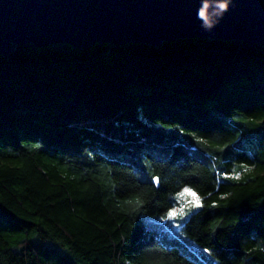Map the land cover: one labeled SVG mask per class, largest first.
Instances as JSON below:
<instances>
[{"label": "trees", "instance_id": "obj_1", "mask_svg": "<svg viewBox=\"0 0 264 264\" xmlns=\"http://www.w3.org/2000/svg\"><path fill=\"white\" fill-rule=\"evenodd\" d=\"M185 188L195 257L160 237ZM0 264H264V46L0 54Z\"/></svg>", "mask_w": 264, "mask_h": 264}, {"label": "water", "instance_id": "obj_2", "mask_svg": "<svg viewBox=\"0 0 264 264\" xmlns=\"http://www.w3.org/2000/svg\"><path fill=\"white\" fill-rule=\"evenodd\" d=\"M192 36L264 46V0H0V54L22 43L158 46Z\"/></svg>", "mask_w": 264, "mask_h": 264}, {"label": "rangeland", "instance_id": "obj_3", "mask_svg": "<svg viewBox=\"0 0 264 264\" xmlns=\"http://www.w3.org/2000/svg\"><path fill=\"white\" fill-rule=\"evenodd\" d=\"M188 199H191V197H188ZM173 209H179V207L175 206ZM195 209H196L195 207H191V206L185 208L183 215H177V217H175V218H169L170 220L168 221L167 225H164L163 219H160V218L158 219V222L162 223V224L160 223L159 225L165 226L166 228L168 227V231L170 233L169 237H171L172 239L169 240L165 235H162V233L160 234V237L163 238L164 241L168 244L170 242H180V243L183 242V243H185L188 248L182 246L181 250L186 252L190 256H193V257H195V255H194L195 253H196V255H199L200 252H198V250H201V248L198 245H196L194 242H192L190 239L187 238L188 241L185 240L186 238L182 232V225H183L184 219ZM193 251L194 252L196 251V252L194 253Z\"/></svg>", "mask_w": 264, "mask_h": 264}, {"label": "snow or ice", "instance_id": "obj_4", "mask_svg": "<svg viewBox=\"0 0 264 264\" xmlns=\"http://www.w3.org/2000/svg\"><path fill=\"white\" fill-rule=\"evenodd\" d=\"M201 15L203 16V12H201ZM238 178V177H236ZM154 182H158L157 179H154ZM188 197H191V199H188ZM179 199L186 201L179 209H173L168 213V218H175L177 215H183L184 209L191 206V207H201V200L198 194L192 190L191 188H185L183 192L179 194Z\"/></svg>", "mask_w": 264, "mask_h": 264}]
</instances>
